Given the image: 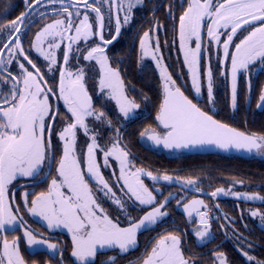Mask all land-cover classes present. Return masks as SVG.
<instances>
[{"label":"snow or ice","instance_id":"snow-or-ice-1","mask_svg":"<svg viewBox=\"0 0 264 264\" xmlns=\"http://www.w3.org/2000/svg\"><path fill=\"white\" fill-rule=\"evenodd\" d=\"M24 4L25 11L0 25V33L7 36L6 40L0 38V264H27L21 252V240L26 242L25 251L29 254L46 250L55 257L60 253L59 259L51 264H66L67 244L52 242L44 232L35 231L21 213L39 218L41 226L49 232L66 230L71 240V264H96L105 250H118L116 255L102 262L116 264L119 257L138 248V233L158 226L169 215L165 209L175 198L169 193L158 200L145 177L153 184L164 181L203 192L198 178L157 175L136 167L127 145L122 143L120 127L106 144L101 143L103 127H113V120L108 118V101L115 102V108L125 120L130 121L138 115L140 104L129 97L121 71L112 66L106 49L118 38L122 26L131 22L133 10L143 7L144 0H47V3L45 0H24ZM57 4L59 7L52 9L56 18L42 25L26 50L20 33L34 23L37 15L45 18V13L39 11L41 7ZM157 9L154 5L153 14ZM165 16L173 21V46L178 38L191 89L200 97L206 85L207 102L201 107L185 94L183 86L164 63L158 37L155 47L150 46L152 33L162 28L167 31L166 25L153 15L154 25L140 36L139 49L141 59L151 57L156 63L162 98L155 115V127L144 128L140 137L170 150L214 146L264 157V134H249L210 114L216 104L213 49L219 75L230 79L231 109L235 112L239 108L241 80L247 86L246 104L251 99L253 81L264 70V0H186V6L185 0H180L179 4L166 5ZM113 18L115 35L110 29ZM106 27H109L110 39L105 36ZM80 41L84 42L83 49ZM74 51L77 64L81 56L88 62L75 70L69 66ZM33 52L43 63L32 58ZM58 52H62V63ZM48 74H51L50 79ZM89 79L99 90L97 98H106L99 108L90 94ZM256 108L264 109V87L260 89ZM80 133L86 138V150L79 145ZM101 154L103 167H113L111 161H115L118 175L113 172L112 177H105L99 163ZM111 179H115V185L110 183ZM45 183L46 188L35 191ZM29 185L32 191L28 190ZM114 188H118L121 195H117ZM18 189H24L19 196ZM155 192L160 193L161 189L156 188ZM221 194L237 200L264 201L259 193H241L231 188H216L208 193L213 199ZM186 199L185 196L176 201L177 207L182 205L187 218L185 229L194 224L191 234L196 241L210 242L214 236L209 205L203 199L193 198L185 203ZM105 200L126 217V226H122L120 215L114 218L104 206ZM130 208L143 215L137 219L129 212ZM248 211L251 217H259L264 226V212ZM17 229L23 233L22 237L11 235L9 238V233ZM233 232L237 233L238 251L246 264H264V259L250 254V245L243 247L245 240L237 229L233 228ZM188 235L189 232H181L179 226L174 230L165 228L151 249L146 248L129 264H203L193 254H186L183 245ZM213 264H229V261L224 252L214 251Z\"/></svg>","mask_w":264,"mask_h":264},{"label":"flooded vegetation","instance_id":"flooded-vegetation-1","mask_svg":"<svg viewBox=\"0 0 264 264\" xmlns=\"http://www.w3.org/2000/svg\"><path fill=\"white\" fill-rule=\"evenodd\" d=\"M90 2H91V0H90ZM45 3H47V0H45ZM161 3L164 6H159V5H161ZM169 3L179 4L180 0H144L143 7L137 6V8H135L133 10L134 17L131 20V22L128 25L122 26V30H121V33L118 36V38L115 41H113V43L111 45H109L106 49L107 54H108L110 61L112 63V66L118 67L121 71L122 78L124 79L126 87L128 89L129 97L136 99V102L138 104H140V108L137 110L138 115H134L132 120H130V121L124 120L121 118L122 116H120L118 110L115 108V103L113 101H108L107 105H106L107 112H108V118L113 120V127L111 129H108L107 126H104L103 129L101 130L102 131V139H101L102 144H106L108 142V140L115 135V129L117 127L121 128V135H122V133L125 131V128L127 126H129L130 122L132 124H137V123H139V121L143 117L150 116V115H152V117L154 116V118H155L156 111H157L158 106H159V102L162 98V94L159 95V97H158L157 95H152L149 93L147 94L146 92L135 91L133 88V84H135V82H136L135 77H127V70H129L133 67L137 68L138 74H140V75H142L143 70L147 69V71H149V72L151 71L154 75H157V80L155 79V81L158 82L159 87L162 91L160 74H159L158 69L156 68L155 61L152 60L151 57H144L143 59L140 58V56H141L140 49H139L140 36L143 34L144 31L149 30L151 27H153V25H154L153 15H155V18L159 19L161 24L166 25L167 31H165L162 28L159 32L152 33L151 34L152 39L150 40V46L153 48L155 47L156 38L158 37L160 45H161V49H162L161 54L164 58L165 65L168 67L167 59L169 56L170 62L179 61L180 64L183 66L184 70L186 71L187 81L190 84V87L186 90L185 94L188 95L189 98L194 99V102H198L201 107H205V105H206V102H207L206 85H205V88H204L201 96L196 97L194 91L191 89V80H190V77L188 76L187 67H185L183 64V54L179 52L178 38L176 39L175 45L173 46V36H174L173 21H172L171 17L165 16L166 5ZM154 5H157L158 9L153 14L152 9H153ZM185 6H186V0H185ZM54 7H59V5L57 4V5H48V7H41L39 9V11L45 13V18L40 19L39 15H37L36 17L33 18L34 23H31L28 27L25 28L24 31H22L20 33V36H21L22 41H23V46L26 50L29 49L31 40L34 38L35 33L42 27V25L44 23H49V22H51V19L56 18L52 15V9ZM23 11H25L24 0L21 1L20 12L17 15H15L11 20L15 19ZM83 11H84L83 8H81V12H83ZM103 11L105 13V24L107 26L108 25V16H107L108 9H107V6L104 7ZM179 14H180V10H178L176 12V17H177L176 22L177 23H178ZM93 19H94V14H93ZM122 20H123V15H121V21ZM7 22H5L4 24H6ZM110 29H111V33L113 35H115V19L114 18L111 22ZM108 31H109V27H106L105 28V36H106V38L110 39L111 37L108 35ZM0 38L6 40L7 36L4 35L3 33H0ZM205 38H207L206 30H205ZM165 41H167V46H165ZM78 43H79L80 48L83 49L84 48V42L80 41ZM192 46L194 47V44ZM0 47H2V45H0ZM73 48L75 49L76 45H74ZM221 54H222V51H221ZM4 55L7 56L8 53L5 51ZM58 55L60 57V62L62 63L63 62L62 52H58ZM32 58L37 60L40 63H43L42 58L38 57L35 52L32 53ZM87 63L88 62H85L82 60V56H81L80 63L77 64V62L75 60V51H74L72 54V59H71V63L69 66L73 67V70H75V67H82V66L86 65ZM92 63L94 64V62H92ZM229 65H230V61H229ZM212 67H213V70L215 73L214 95H215L216 101H217V93L216 92H218L220 88H223V89H226L227 92L229 90L228 97H229V102H230V96H229L230 95V79H225V77H222L219 75L220 69L217 65L215 49H213V52H212ZM13 71H15V70L13 69ZM44 71L47 72L46 67L44 68ZM96 71L98 72V66H97ZM170 73L172 74V72H170ZM58 76H59V73L57 72L56 73L57 80H58ZM48 78L49 79L51 78V74H48ZM173 78L176 79V76H173ZM88 86H89L90 94L93 95L95 106L97 108H99L100 105L105 102L106 98H104V97H101L99 99L97 98V93L99 90H98V88L93 87V81L91 79H89V81H88ZM257 87H259V89L257 90V97H259L260 89H261V87H264V70H262L260 72V74L254 79L252 91H256ZM241 90H244L247 92V86L243 80H241V82L239 84V92ZM146 97H147V99H145ZM60 107L61 108L63 107L62 103L60 104ZM216 110H217V104H215V108H214L213 112H211L210 114L215 113ZM154 127H155V125H154ZM85 141H86V138L83 136L82 133H80L79 145L83 146L86 150ZM141 142L143 144H145L149 149H152L155 151L166 152L167 154H170L172 156L183 153V152H177L174 150L164 151L161 148H156V149L150 148L147 144L146 137L141 138ZM99 163L101 165L102 173L105 175L106 178L112 177L113 172H115L116 175L119 174V172H117V165H116L115 161H111V164L113 165V167H110L107 169H105L103 167L102 154H101V158L99 160ZM135 166L136 167H142V166H137V165H135ZM147 170H149V169H147ZM154 174L160 175V173H154ZM23 182L24 181H21V183H23ZM145 182L151 188L153 182L148 180L146 177H145ZM110 183L115 185V179H111ZM153 185L154 186L158 185L159 187H161L162 194L157 195L158 198H160L161 195H162V197H165L169 193L174 194L175 198L172 199L169 202L168 206L166 207V211L169 213V215L166 218H164V220L161 221L158 224V226L151 228L149 230L141 231L140 233H138V248L133 250L132 252H130L127 256L119 257L117 259L116 264H129V261L134 260V259H136V257L140 256L146 248L148 250H150L152 247V244L155 242V239L158 237V235L160 233H162L164 231L165 228H167L168 230H174L176 226H179V229L181 232H184L185 230H187L189 232V235L185 238L184 245H183L186 254L191 253L194 255V257L197 260H200L203 263L213 264V252L219 251L218 247L220 245H222V243L224 241L223 238H221L222 234L219 231H216V229H215L216 225H218L219 223H218L217 217L213 213L212 209H214V208L219 209L217 207V202L213 203L212 198L208 195V193L214 191L216 188L214 190H208L205 188V189H203L202 193L196 194V193L190 192L188 189H184V188L180 187L179 185L168 184L167 182H164V181H160L159 183H156ZM46 187H47L46 183L42 184L40 187H37L35 189V191L43 190ZM28 190L32 191L31 185L28 186ZM114 190L116 191L117 195H121L120 190L118 188H114ZM23 191H24V189H18L17 195L19 196L20 193H22ZM153 191H154V194L156 195L154 189H153ZM180 195H184L187 198L189 196H192V195H199L205 201V203H207L208 205L211 204L209 207L211 209L212 232H213L214 239H212L210 242L199 243L196 241L194 235L191 234V228L194 226V224L188 225L187 229H185V224L187 222V218L183 215V212H181L180 210H178L174 206V200H176ZM125 199H127V198L125 197ZM104 206L109 209V211L112 213L114 218L117 215H120V219L122 221V226H126V217L123 214H120L118 212V210L115 208V206L111 205L110 201L105 200ZM130 209H129V212L131 213ZM250 209H251V207H250ZM131 210H133V209H131ZM177 211L181 212L183 215V218L185 219V224H183L182 226L176 222L177 220L175 218V212L177 213ZM132 213H135V214L140 216V214L142 212L132 211ZM21 214L25 216V219L28 221V224L35 231L44 232V234L46 236L51 237L52 242H59L62 245H64L66 243L67 247L65 248V251H64V257H65L66 264H71V262L73 260V258L70 255L71 240H70V237L67 235L66 230L65 231L57 230V231L49 232L46 229V227L41 226L39 221L29 217L26 213H21ZM220 231H222L224 233L223 228H220ZM11 235H19L22 237L23 233L21 231H19V229H17L16 232L9 233V238H11ZM27 247L28 246H27L26 242L21 240L20 248H21L22 254L25 255L27 264H51V262L54 259H59V256H60V253H56L55 257H52V255L48 254L46 250H44L40 254H29L28 252L25 251L27 249ZM117 252H118V250H105L104 254L98 256V258L96 259V264H102L103 261H107L109 256L116 255Z\"/></svg>","mask_w":264,"mask_h":264},{"label":"trees","instance_id":"trees-1","mask_svg":"<svg viewBox=\"0 0 264 264\" xmlns=\"http://www.w3.org/2000/svg\"><path fill=\"white\" fill-rule=\"evenodd\" d=\"M21 1L0 0V25L20 12ZM169 59L168 56V70L176 76L178 84L183 86L182 90L186 93L190 87L186 71L179 61L170 62ZM127 77H135L136 82L133 84L135 91L146 92L158 97L162 94L158 82L155 81L157 75L147 69L143 70L140 75L137 68L133 67L127 70ZM258 89L259 87L256 91H252L251 99L247 104L248 93L241 90L239 108L234 112L230 106L228 92L220 88L216 92L217 110L212 113L214 118L249 134L252 132L264 134V109L256 108ZM150 125L153 127L155 125V118L152 115L143 117L137 124L130 122L122 133V143L127 145L133 164L149 169L153 173L198 178L200 181L198 186L202 189L214 190L220 186H231L236 190L257 192L264 196V159L251 155L221 153L200 155L180 153L172 156L166 152L155 151L143 144L139 135L140 131ZM234 181L243 183H234ZM217 205L219 209H212L219 223L215 229L222 234L221 238L224 240L218 250L225 253L229 264H246L245 258L238 251L239 241L236 239L237 233L233 232V228L237 229L241 238L245 240L243 247L248 248L250 245V254L258 259H264V226H261L259 217L253 218L249 212L245 211L249 209L247 206L253 205L250 207L264 212V201L253 204L235 199H219ZM242 210L243 218L241 219ZM175 218L181 226L185 224L181 212H175ZM222 224L225 225L224 233L220 231Z\"/></svg>","mask_w":264,"mask_h":264},{"label":"rangeland","instance_id":"rangeland-1","mask_svg":"<svg viewBox=\"0 0 264 264\" xmlns=\"http://www.w3.org/2000/svg\"><path fill=\"white\" fill-rule=\"evenodd\" d=\"M159 71V70H158ZM228 92H229V90H228ZM230 99H231V93H230ZM114 102V101H113ZM115 103V102H114ZM122 119H124L123 117H121ZM125 120V119H124ZM251 156H253V157H256V158H259V159H264V157H260V156H258V155H256L255 153H251L250 154ZM116 163V162H115ZM139 168V167H138ZM145 169V168H144ZM147 170V169H146ZM117 172H119V167L117 166ZM151 188L152 189H156V188H159V189H161V187H159L158 185H156V186H154L153 184H152V186H151ZM217 188H224L225 190H227V189H229V188H231L233 191H236V192H241V193H245V192H247V191H244V190H236V189H234L233 187H231V186H220V187H217ZM156 193V192H155ZM162 193V190H161V192L160 193H156V195H159V194H161ZM247 193H252V192H247ZM257 193V192H256ZM181 197H185L184 195H180L176 200H174V206L178 209V210H180L181 212H183V210H182V205L180 206V207H177V205H176V201L177 200H179V199H181ZM163 198L164 197H162V195L160 196V198H158V200H163ZM193 198H198V199H202L199 195H192V196H189L184 202L186 203L188 200H191V199H193ZM218 199H235V200H237L235 197H233V196H231V195H227V196H225V195H223V194H221L220 196H218L216 199H213L212 198V201H213V203H216L217 202V200ZM241 201H244L243 199H240ZM244 202H246V203H260L261 201L260 200H256V201H244ZM247 206V205H246ZM250 206H253V205H250ZM250 206H247V207H249V209H250ZM249 209H246L245 211L246 212H249L248 210ZM251 210H256V209H254V208H251ZM130 211H131V215H133L134 217H136L137 219L139 218V215H137V214H135V213H132V211H135V210H131L130 209ZM165 211H166V209H165ZM141 215H143V212L140 214V216ZM31 218H33V217H31ZM33 219H35V220H37V221H39V218H33Z\"/></svg>","mask_w":264,"mask_h":264},{"label":"water","instance_id":"water-1","mask_svg":"<svg viewBox=\"0 0 264 264\" xmlns=\"http://www.w3.org/2000/svg\"><path fill=\"white\" fill-rule=\"evenodd\" d=\"M146 141H147V144H148V146L150 148H153V149L161 148L164 151H171L170 149H164L163 146L153 145L150 141L147 140V138H146ZM174 151L188 153V154H197V155H200V154H212V153L238 154V155L242 154V155H245V156H249L250 155V153H247V152H244V151H237L235 149L225 151V150L217 149L214 146H207V147L195 148V149H182V150H174ZM173 184H175V183H173ZM188 190L190 192H192V193L199 194V193L195 192L194 190H191V189H188Z\"/></svg>","mask_w":264,"mask_h":264}]
</instances>
